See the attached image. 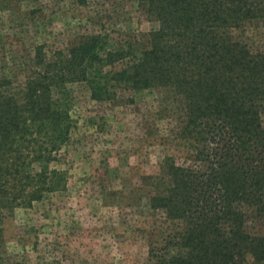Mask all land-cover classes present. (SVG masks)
Segmentation results:
<instances>
[{"label": "trees", "instance_id": "1", "mask_svg": "<svg viewBox=\"0 0 264 264\" xmlns=\"http://www.w3.org/2000/svg\"><path fill=\"white\" fill-rule=\"evenodd\" d=\"M137 1L156 23L144 46L108 48L104 34H83L48 55L35 45L17 90L0 77V217L63 188L48 164L69 138L68 84L84 82L97 101L158 89L174 107L175 138L192 150L142 177L146 207L169 226L141 264H260L264 0ZM250 24L262 37L254 50L233 33Z\"/></svg>", "mask_w": 264, "mask_h": 264}, {"label": "rangeland", "instance_id": "2", "mask_svg": "<svg viewBox=\"0 0 264 264\" xmlns=\"http://www.w3.org/2000/svg\"><path fill=\"white\" fill-rule=\"evenodd\" d=\"M84 1L0 0V77L12 90L35 45L48 55L100 33L108 48L141 47L156 27L137 0ZM254 26L233 32L251 50L262 44ZM67 87L69 138L48 164L62 172L64 186L0 217V256L20 264H141L169 226L146 207L142 177L164 156L180 163L191 144L175 138L174 107L158 89L120 88L97 101L84 82Z\"/></svg>", "mask_w": 264, "mask_h": 264}]
</instances>
